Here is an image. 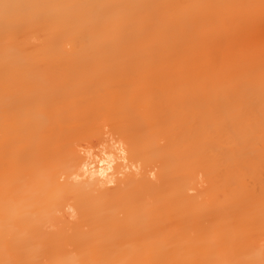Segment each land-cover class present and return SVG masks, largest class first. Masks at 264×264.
Instances as JSON below:
<instances>
[{
	"label": "bare ground",
	"instance_id": "1",
	"mask_svg": "<svg viewBox=\"0 0 264 264\" xmlns=\"http://www.w3.org/2000/svg\"><path fill=\"white\" fill-rule=\"evenodd\" d=\"M0 264H264V0H0Z\"/></svg>",
	"mask_w": 264,
	"mask_h": 264
}]
</instances>
